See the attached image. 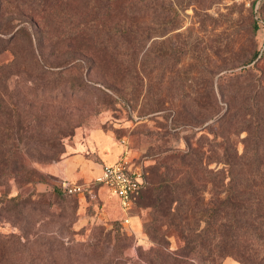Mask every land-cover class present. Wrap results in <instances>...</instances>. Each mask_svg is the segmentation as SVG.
Masks as SVG:
<instances>
[{
  "label": "rangeland",
  "instance_id": "rangeland-1",
  "mask_svg": "<svg viewBox=\"0 0 264 264\" xmlns=\"http://www.w3.org/2000/svg\"><path fill=\"white\" fill-rule=\"evenodd\" d=\"M135 1L144 8L137 29L149 26L145 47L151 46L152 53L145 60L139 55L132 67L125 53L119 70L96 52L98 66L90 70L76 66L60 73L56 67L46 68L42 60L44 56L46 62L55 61L64 49L57 44L52 52L47 51L49 39L37 42L42 45L39 48L35 38L30 44L21 37L0 51V142L6 149L4 156L7 150L16 153L23 172L20 180L9 177L2 183L10 195L37 199L59 191L60 179L46 173L45 167L73 155L81 160L87 176L72 181H88L106 157L139 165L147 181L133 210V232L123 228L114 199L97 185L81 195L68 196L75 208L65 206L64 215H57V206L36 212L37 222L29 231L51 246L49 250L37 247L36 264H49L52 258L54 264H150L148 259L156 264L157 244L145 229L153 212L143 199L150 185L149 168L176 150L194 146L205 133L200 130L204 125L217 127L212 116L204 125L189 124L190 109L196 113L200 105L213 103V94L222 104L218 77L251 67L254 62L243 63L255 51L257 58L264 52V0L257 6L258 0ZM68 4L66 14L75 19L74 9L87 10L89 2ZM12 8L7 6L2 17ZM86 41L77 34L68 47L77 49ZM84 45L94 53L90 42ZM258 67L264 71L263 59ZM109 79H117L118 92L105 87ZM237 144L241 151L242 144ZM214 167L211 163L210 168ZM209 196L204 194L205 199ZM200 217L195 216L193 226L198 227ZM166 228L162 226L163 231ZM0 231L17 232L7 221L0 223ZM164 237L166 251L179 247L181 241L175 234L166 232ZM25 258L26 252L20 256ZM219 264L241 263L227 256Z\"/></svg>",
  "mask_w": 264,
  "mask_h": 264
},
{
  "label": "trees",
  "instance_id": "trees-1",
  "mask_svg": "<svg viewBox=\"0 0 264 264\" xmlns=\"http://www.w3.org/2000/svg\"><path fill=\"white\" fill-rule=\"evenodd\" d=\"M86 1L88 9L75 8L72 19L66 14L72 0H0V51L21 37L30 44L33 38L36 44L49 39L47 51L52 52L57 44L64 49L58 51L59 59L46 62L43 56L42 60L46 68L56 67L60 73L76 66L89 70L98 66L96 52L119 70L122 53L129 56V67L139 55L144 60L151 57V46L145 47L150 39L149 26L137 29L144 12L138 1ZM7 6L13 8L4 18ZM77 34L87 41L77 49H69L68 43ZM87 42L94 53L84 45ZM257 57L255 51L243 63L254 62L251 67L218 77L217 93L222 104L213 94V103L200 105L196 113L190 109L189 124L204 125L212 116L217 127L204 125L200 130L205 133L194 146L176 150L166 161L149 168L150 185L143 199L153 212L145 229L157 244L156 264H219L227 256L241 264H264V71L258 67L264 52ZM117 83V79H109L105 87L115 93ZM198 116L201 120L194 122ZM3 146L0 142V223L10 222L17 232L0 231V264H36L33 257L37 256V247L51 249L49 242L43 243L29 231L37 222L36 212L57 206V215L61 216L65 206L75 208L74 201L61 189H54L48 196L40 194L37 199L19 193L10 195L2 183L9 177L20 180L22 163L16 153L7 150L8 156H4ZM211 163H215L214 168H210ZM205 193L210 194L208 199ZM199 214L195 227L192 221ZM166 232L181 241L173 252L166 251ZM24 252L27 259L23 261L20 256ZM54 260L50 259L49 264ZM148 261L153 264V260Z\"/></svg>",
  "mask_w": 264,
  "mask_h": 264
},
{
  "label": "built area",
  "instance_id": "built-area-1",
  "mask_svg": "<svg viewBox=\"0 0 264 264\" xmlns=\"http://www.w3.org/2000/svg\"><path fill=\"white\" fill-rule=\"evenodd\" d=\"M147 181L139 165H133L126 159H118L110 163H102L98 171L88 180L75 182L66 179L59 181V188L70 195H81L91 185L103 188L114 199L123 228L129 232L132 228L133 210L140 191Z\"/></svg>",
  "mask_w": 264,
  "mask_h": 264
},
{
  "label": "crops",
  "instance_id": "crops-1",
  "mask_svg": "<svg viewBox=\"0 0 264 264\" xmlns=\"http://www.w3.org/2000/svg\"><path fill=\"white\" fill-rule=\"evenodd\" d=\"M74 156V155H73ZM65 157L61 160L54 162L52 164L47 165L45 167V172L57 177L58 179H66L72 181V179L79 178V177H86L87 175L84 173L85 171L82 170V166L80 165L81 160L78 157ZM116 157H106L105 162L103 163H110L114 162ZM93 171V175L98 171ZM49 188V186H47Z\"/></svg>",
  "mask_w": 264,
  "mask_h": 264
},
{
  "label": "water",
  "instance_id": "water-1",
  "mask_svg": "<svg viewBox=\"0 0 264 264\" xmlns=\"http://www.w3.org/2000/svg\"><path fill=\"white\" fill-rule=\"evenodd\" d=\"M259 1H260V0L257 1L256 6L258 5Z\"/></svg>",
  "mask_w": 264,
  "mask_h": 264
}]
</instances>
